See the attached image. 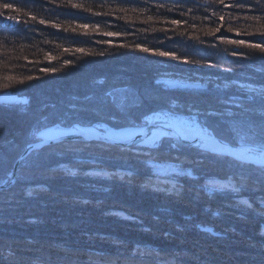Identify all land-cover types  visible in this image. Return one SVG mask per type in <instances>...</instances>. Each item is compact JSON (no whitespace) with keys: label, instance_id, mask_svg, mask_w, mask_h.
Segmentation results:
<instances>
[{"label":"trees","instance_id":"1","mask_svg":"<svg viewBox=\"0 0 264 264\" xmlns=\"http://www.w3.org/2000/svg\"><path fill=\"white\" fill-rule=\"evenodd\" d=\"M2 3L22 10L0 8L5 13L0 16V95L9 92L26 102L0 103V184L9 181L25 146L22 142L36 141L30 135L34 125L57 124L58 117L67 114V120L60 123L63 126L104 122L112 127L106 119L112 112L140 115L149 108L158 109L165 99L178 104L200 99L203 89L170 86L162 80L164 74L192 80L200 77L202 84L238 79L230 89L237 94L244 91L239 84L264 86V74L256 71L264 54L219 39L264 41V11L257 7L264 6V0H249L244 10L212 0H0ZM234 3L236 0H224L226 5ZM73 4L79 7L72 8ZM161 4L163 8L157 7ZM213 12L218 15L214 17ZM8 15L28 23L8 21ZM219 15L225 17L223 22ZM246 15L259 19H245ZM41 19L46 23L40 24ZM172 19L187 23L172 25ZM83 23L89 27L81 28ZM215 27H221V32L208 35ZM107 32L120 35L108 37ZM137 44L153 51L143 52ZM233 49L244 55L232 56ZM155 50L174 52L190 62L155 55ZM66 60L70 63L65 64ZM237 64H245L246 71L235 76L224 71ZM27 76L33 79H25ZM5 84L9 86L5 88ZM107 92L114 93L115 103ZM142 98L150 103L137 108ZM120 122L127 126L123 117ZM60 142L31 153L32 159L44 157L69 143L80 149L52 156L50 167L65 166L53 178L24 161L12 185L0 189V264H264V217L260 215L264 204L249 212L247 203L249 196L259 203L261 193L246 189L244 201L223 195L230 188L216 189L214 198L192 192L176 196L180 185L189 186L191 177L172 174L169 177L174 182H166L155 166L176 165L187 172V164L164 156L151 162L155 166H150L145 179L128 183L108 174L126 172L130 164L137 163L134 159L122 157L116 150L101 151L95 147L100 143L96 140ZM88 144L93 147H85ZM226 157L231 167L207 169L212 178L227 180L230 171L254 173L259 169ZM77 168L79 172L74 174Z\"/></svg>","mask_w":264,"mask_h":264},{"label":"snow or ice","instance_id":"2","mask_svg":"<svg viewBox=\"0 0 264 264\" xmlns=\"http://www.w3.org/2000/svg\"><path fill=\"white\" fill-rule=\"evenodd\" d=\"M212 2H218L225 7L244 10L249 0H236V3L227 5L224 4V0H212ZM77 7L79 6L76 4L72 5V8ZM157 7L163 8L164 5H157ZM257 7L258 10L264 11V6L258 4ZM0 8L4 10H22L12 3H2L0 4ZM188 11H192V9L190 8ZM4 15L5 13L0 11V16ZM212 15L215 17L218 13L213 12ZM30 18L33 21L36 20L35 16H31ZM207 18L205 16V19ZM218 18L221 22L225 19L223 15H219ZM6 19L17 24L27 25L28 23L27 19L22 20L16 15H8ZM231 19L236 20L238 17L232 16ZM245 19H259V17H248L246 15ZM39 23L45 24L46 22L41 19ZM169 23L172 25H180L187 23V21L172 19ZM79 26L87 29L89 24L83 23ZM52 27L55 28L57 25L53 24ZM221 27L209 29L207 34L215 36L221 32ZM232 31L233 29L229 27L228 32ZM104 35L113 37L119 36L120 33L107 32ZM237 35H239L238 32ZM219 39L234 44L237 47L244 46L264 54V41L248 42L244 39H230L226 36H220ZM135 47L143 52L153 51L140 44L135 45ZM77 51L82 52L83 49H77ZM154 54L168 56L173 60H181L185 64L190 62L186 57L182 58L174 52L155 50ZM231 55L238 56L244 55V53L233 49ZM49 59H52V57H49ZM249 59L254 61L255 57L249 54ZM68 63L70 61L66 60L65 64ZM191 63L196 64L200 63V61H191ZM260 63L261 67L256 69V71L264 74V58L260 60ZM213 66L219 67L218 65ZM47 70L45 69V71ZM51 70L55 71V69ZM224 71L235 76L237 73L246 71V65L237 64L233 68L224 69ZM5 79L11 81L14 78L5 77ZM25 79L32 80L33 77L27 76ZM23 82V80L19 81L21 84ZM235 84H238V79H232L230 82L224 81L222 83L209 80L206 84H197V88L203 89L199 93L200 99L198 101L193 100L178 104L175 100L165 99L159 102L160 106L158 109L149 108L147 112H141L140 115L128 112L125 116L123 111L120 114L115 112L109 113L106 119L112 122L113 129H106L105 135L98 138L101 142L96 144L95 147L104 152L116 150L122 157H130L137 162L136 164H130L126 172H112L108 174L109 177L112 179L119 178L120 180L127 179L128 183H133L138 178L145 179L150 170V166H155L151 162L160 160L166 156L169 160L182 162L190 167V170L187 172L179 169L176 170L178 176L191 177V183L188 187L180 185V190L175 192L174 195L182 196L187 192H192L193 194L199 195L207 194L210 198H214L218 195L216 192V182L209 175L207 169L223 167L225 164H229L231 167V162L225 156V153H230L232 156L238 157L241 161L253 159L261 165L254 173L243 170L230 171L227 174V187L230 188V191L223 194L238 200L242 198L246 189L261 193L259 203L256 202L253 196L247 198V203L249 204L248 211L255 212V209L260 204H264V86L252 88L245 84H239V89L243 90L247 88V92L240 91L237 94L230 91L231 86ZM8 86V84L4 85L5 88ZM106 96L113 97V103H115L113 92H107ZM89 99V97H85V100ZM149 103L150 101L148 99L142 98L136 107L140 108ZM70 107L73 110L76 109L75 105H71ZM124 107L123 104L120 105L122 110ZM121 117H123L127 127L121 125ZM160 117H163V119L161 120ZM67 118V114L63 117H58L59 123L55 124V129L60 136H67L66 131H60V123H64ZM47 119L48 117H44V120ZM39 127H44L45 132H40ZM96 127H99V125ZM115 129L119 130L117 131ZM156 130H159L161 135L155 136L154 133ZM68 131H83L87 134L92 132L93 129H81L77 122L73 123L72 128ZM30 135L40 140L41 144H47L48 140L53 138L52 130L48 129L46 125H34ZM116 141H127V143L125 146H121L115 143ZM22 143H25L26 147L21 148L24 153L20 157L21 161H25L26 163L30 162L31 167L51 173L52 175L49 178H53L59 169L65 167L59 163L55 167H50L49 160L53 155L64 156L80 150L74 144L69 143L61 147L57 153H49L44 157L32 159L29 150L33 148V145L26 143V141ZM60 143L63 144V141ZM234 145H239V148L232 150ZM146 146H151L152 150L145 151ZM17 147H21V145L18 144ZM85 147H93V145L88 144ZM239 167L242 168V165ZM197 171L200 175H193ZM78 172L79 168H77V172L74 174H78ZM196 185H199V187L197 188ZM141 186L146 187V185ZM260 215L264 217V208L260 209ZM177 227L182 226L178 225ZM261 232L264 233V228L261 229ZM164 234L167 235V233Z\"/></svg>","mask_w":264,"mask_h":264},{"label":"rangeland","instance_id":"3","mask_svg":"<svg viewBox=\"0 0 264 264\" xmlns=\"http://www.w3.org/2000/svg\"><path fill=\"white\" fill-rule=\"evenodd\" d=\"M162 80L164 81V82H167L169 85H172V86H176V85H181V86H184V87H187L188 85H192V86H198L197 84H202L203 82L201 81V78L200 77H197V79L196 80H192L191 78H188V77H182V76H180V75H175V76H172V75H165L164 74V76L162 77ZM245 92H247V89H243ZM3 94V93H2ZM20 98V97H19ZM22 99V98H21ZM18 102H21V101H18ZM24 102H26V101H24ZM2 103H4V102H2ZM1 103V104H2ZM14 103V102H13ZM13 103H11V104H13ZM5 104H8V103H5ZM73 125V123L72 124H70V125H68L69 127H71ZM95 125V127L97 126V125H99V127L101 126V125H105V127H107V128H109L110 126L109 125H106V124H104V122H101V123H96V124H94ZM51 126H53V125H48L47 126V128L48 127H51ZM68 126H66V127H68ZM83 126H88V125H83ZM113 127V126H112ZM112 127H110V128H112ZM125 127V126H124ZM99 129V128H98ZM102 129V128H101ZM100 129V130H101ZM41 130H45V128H42V129H40L39 131H41ZM80 139H84V138H80ZM80 139H68V140H66V139H64V140H60V141H69V140H80ZM38 139H36V141H37ZM85 140H87V139H85ZM92 140V139H91ZM91 140H89V141H91ZM35 141V142H36ZM60 141H58V142H60ZM97 141V140H96ZM58 142H56V143H58ZM31 143H34V142H31ZM50 144H54V143H50ZM25 146H26V144H25ZM24 146V147H25ZM148 147H151V146H148ZM23 153V152H22ZM22 153L18 156V158L22 155ZM24 162V161H23ZM22 162V163H23ZM15 165V164H14ZM155 168H156V171H157V175H159V177H161V179L163 180V181H170V182H174L173 181V179L171 178V177H169V176H172V174H176V170L177 169H179V167H177L176 165L174 166V165H166V164H157L156 166H155ZM13 169H14V166H13ZM18 169V168H17ZM17 171V170H16ZM12 174H13V170H12ZM17 174V173H16ZM213 179L215 180V182H216V189H226V188H228L227 187V185H228V181L226 180V179H219V178H214L213 177ZM13 183V182H12ZM12 183H11V185H12ZM6 184V183H5ZM5 186V185H4ZM241 200L242 201H244V198H241ZM124 215V214H123ZM125 216V215H124Z\"/></svg>","mask_w":264,"mask_h":264},{"label":"water","instance_id":"4","mask_svg":"<svg viewBox=\"0 0 264 264\" xmlns=\"http://www.w3.org/2000/svg\"><path fill=\"white\" fill-rule=\"evenodd\" d=\"M18 101L24 102V101H26V99L25 98L21 99L18 96L14 95V94H11L9 92L3 93V94L0 95V103L4 102V103L11 104L13 102H18ZM54 127H55V125L51 126L50 128H54ZM60 128H64V127H62L60 125ZM145 131H147V130H145ZM149 132H150V129H149ZM103 136L104 135L99 136V135H94V134H91V133L85 134V132H80V134L69 135V136H64V137H58V139H49L47 144L56 143V142H58L60 140H64V139L68 140V139H80V138H84V139H87V140L94 139V140L100 141L98 138L99 137H103ZM115 143L120 144L121 146H124V145H126L127 141H116ZM30 144L33 145V148H31L29 150L31 153L33 151L37 150L38 148H41V147L47 145V144H41L40 140H37L36 142L30 143ZM238 148H239V146L234 145L232 150H237ZM22 155H24V153H22ZM225 155H228V156H230L232 158H235L236 160H238L240 162H244V163L247 162V163H253L254 165H256V164L260 165L257 161H255L253 159H246V160H242L241 161V160L238 159V157L232 156L230 153H225ZM20 157L15 160V165H14V169H13V177L16 175V170H17L18 166L23 162V161H21ZM10 183H12V181H10L9 184ZM0 188H1V186H0Z\"/></svg>","mask_w":264,"mask_h":264},{"label":"bare ground","instance_id":"5","mask_svg":"<svg viewBox=\"0 0 264 264\" xmlns=\"http://www.w3.org/2000/svg\"><path fill=\"white\" fill-rule=\"evenodd\" d=\"M181 86V85H180ZM150 119H152L151 117H150ZM160 119L162 120L163 119V117H160ZM55 124H53V126H54ZM61 125V124H60ZM62 127H64V128H60V131H66L67 132V136H69V135H75V134H80V132H83V131H80V132H73V131H68L69 129H71L72 128V126L71 127H66V126H63V125H61ZM79 127L81 128V129H93V131L92 132H90L91 134H94V135H99V136H101V135H105V130L106 129H108V130H112L113 129V127L112 128H107V127H105V125H101L100 127H95V125L94 124H92V125H90V126H83L82 124H80L79 123ZM126 127V126H125ZM99 128V129H98ZM102 128V129H101ZM48 129H51L52 130V133H53V138H51V139H58V137H64V136H60L59 134H58V132L56 131V129H55V127L54 128H50V127H48ZM101 129V130H100ZM115 130H119V129H115ZM40 132H45V130H41ZM149 134H150V132H149ZM154 135L155 136H159V135H161V133H160V131L159 130H156L155 131V133H154ZM92 140H94V139H92ZM98 141V140H97ZM101 142V141H100ZM125 146V145H124ZM237 146H239V145H237ZM39 149V148H38ZM226 156H228V155H226ZM228 157H230V156H228ZM232 158V157H231ZM232 159H235V158H232ZM247 163V162H246ZM249 164H252V165H254L253 163H249ZM254 166H259L260 167V165H254ZM19 167V166H18ZM17 173V172H16ZM15 177H16V175L13 177V174L11 175V177H10V179H9V181L6 183V184H0V186H1V188L0 189H3V188H5V186H10L11 185V183L9 184V182L10 181H12V182H14L15 181ZM14 178V179H13ZM5 185V186H4Z\"/></svg>","mask_w":264,"mask_h":264}]
</instances>
